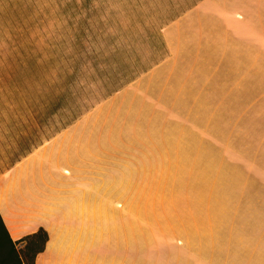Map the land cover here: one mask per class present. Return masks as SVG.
I'll return each mask as SVG.
<instances>
[{
    "label": "rangeland",
    "instance_id": "374dc122",
    "mask_svg": "<svg viewBox=\"0 0 264 264\" xmlns=\"http://www.w3.org/2000/svg\"><path fill=\"white\" fill-rule=\"evenodd\" d=\"M210 1L0 0V171L108 100L140 97L139 80L171 57L168 29ZM225 7L212 15L211 77H195L200 89L153 87L182 105L127 118L177 153L148 158L114 201L131 212L133 243L179 244L192 264H264V17L252 25ZM16 249L0 226V264L32 263Z\"/></svg>",
    "mask_w": 264,
    "mask_h": 264
},
{
    "label": "crops",
    "instance_id": "0c3cea01",
    "mask_svg": "<svg viewBox=\"0 0 264 264\" xmlns=\"http://www.w3.org/2000/svg\"><path fill=\"white\" fill-rule=\"evenodd\" d=\"M227 3L252 25L264 17V0H212L196 6L168 29L171 57L139 80L140 97L108 100L0 171V214L12 241L23 248V239L40 228L49 234L35 264H192L179 258V244L133 243L131 212L116 209L113 188L134 185L148 158L177 153L175 145L167 146L169 138L165 142L162 134L133 131L127 118L147 106L182 105L164 102L153 87L175 79L180 89H194L191 84L200 89L196 78L205 76L206 82L211 77L217 52L212 44L218 43L211 32L219 24L212 15L218 17ZM191 18L201 24V35L189 32ZM207 20L212 29H206ZM198 44L208 46L207 52Z\"/></svg>",
    "mask_w": 264,
    "mask_h": 264
},
{
    "label": "trees",
    "instance_id": "16d2710c",
    "mask_svg": "<svg viewBox=\"0 0 264 264\" xmlns=\"http://www.w3.org/2000/svg\"><path fill=\"white\" fill-rule=\"evenodd\" d=\"M0 226L4 228L5 232L8 235V240L11 245V253H13V255L14 253L17 254L18 251L16 249V244L12 241L1 214H0ZM23 240L26 242V244L23 247L25 254L26 256L29 257L33 255V260L31 264H35L36 256L39 253L43 252L46 248L47 242L49 240V234L44 228H40L37 232L26 236ZM1 263L11 264L10 256L4 255ZM18 264H25L21 257L18 258Z\"/></svg>",
    "mask_w": 264,
    "mask_h": 264
}]
</instances>
